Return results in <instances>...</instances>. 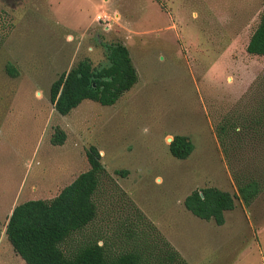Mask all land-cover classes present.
Segmentation results:
<instances>
[{
	"label": "rangeland",
	"instance_id": "obj_1",
	"mask_svg": "<svg viewBox=\"0 0 264 264\" xmlns=\"http://www.w3.org/2000/svg\"><path fill=\"white\" fill-rule=\"evenodd\" d=\"M263 6L0 0V264H27L6 233L14 207L55 197L90 168L91 145L107 174L96 194L99 218L84 235L107 228L113 237L124 217L136 218L135 205L190 264H264V192L250 205L235 197L222 224L185 206L196 188L238 193L215 126L264 76V55L247 51ZM116 42L130 50L136 84L112 105L85 99L66 115L55 110L54 80L84 58L108 65ZM9 62L17 76L7 72ZM58 126L67 133L61 145L51 141ZM176 134L193 141L187 158L170 151L168 138Z\"/></svg>",
	"mask_w": 264,
	"mask_h": 264
},
{
	"label": "trees",
	"instance_id": "obj_2",
	"mask_svg": "<svg viewBox=\"0 0 264 264\" xmlns=\"http://www.w3.org/2000/svg\"><path fill=\"white\" fill-rule=\"evenodd\" d=\"M247 51L264 55V6ZM108 59V65L97 68L89 58H84L62 72L50 87L55 110L66 115L85 99L112 105L130 90L139 75L128 46L122 42L111 44ZM7 72L17 76L19 71L9 62ZM215 132L238 193L233 195L212 185L196 188L186 196L185 206L201 218L222 224L225 211L235 207V197L250 205L264 192V76L221 117ZM66 139V131L56 127L52 143L61 145ZM169 148L174 156L187 158L194 144L187 135L176 134ZM87 157L90 168L55 197L26 200L9 215L8 239L26 263L190 264L134 204L136 218L124 217L113 237L107 235V228L101 233L83 234L99 218L96 194L107 174L95 145L88 148ZM116 172L125 175L127 170ZM77 234L82 237L72 245Z\"/></svg>",
	"mask_w": 264,
	"mask_h": 264
},
{
	"label": "water",
	"instance_id": "obj_3",
	"mask_svg": "<svg viewBox=\"0 0 264 264\" xmlns=\"http://www.w3.org/2000/svg\"><path fill=\"white\" fill-rule=\"evenodd\" d=\"M173 137H169L168 140L171 142Z\"/></svg>",
	"mask_w": 264,
	"mask_h": 264
},
{
	"label": "built area",
	"instance_id": "obj_4",
	"mask_svg": "<svg viewBox=\"0 0 264 264\" xmlns=\"http://www.w3.org/2000/svg\"><path fill=\"white\" fill-rule=\"evenodd\" d=\"M99 18H102V16L100 15Z\"/></svg>",
	"mask_w": 264,
	"mask_h": 264
}]
</instances>
